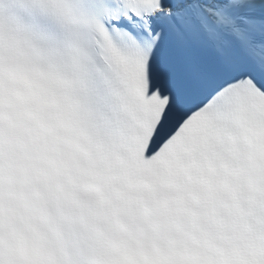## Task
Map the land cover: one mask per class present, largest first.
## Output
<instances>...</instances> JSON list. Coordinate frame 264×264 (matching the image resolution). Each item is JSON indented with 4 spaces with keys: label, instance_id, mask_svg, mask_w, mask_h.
<instances>
[{
    "label": "snow or ice",
    "instance_id": "1",
    "mask_svg": "<svg viewBox=\"0 0 264 264\" xmlns=\"http://www.w3.org/2000/svg\"><path fill=\"white\" fill-rule=\"evenodd\" d=\"M0 264H264V0H0Z\"/></svg>",
    "mask_w": 264,
    "mask_h": 264
}]
</instances>
